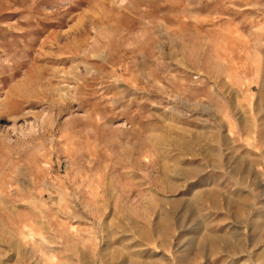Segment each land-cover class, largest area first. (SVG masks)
I'll return each mask as SVG.
<instances>
[{
    "label": "rangeland",
    "instance_id": "obj_1",
    "mask_svg": "<svg viewBox=\"0 0 264 264\" xmlns=\"http://www.w3.org/2000/svg\"><path fill=\"white\" fill-rule=\"evenodd\" d=\"M0 264H264V0H0Z\"/></svg>",
    "mask_w": 264,
    "mask_h": 264
}]
</instances>
